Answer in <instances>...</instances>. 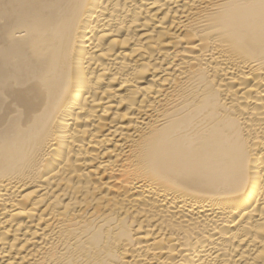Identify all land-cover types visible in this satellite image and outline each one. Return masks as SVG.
Returning a JSON list of instances; mask_svg holds the SVG:
<instances>
[{
	"label": "bare ground",
	"instance_id": "1",
	"mask_svg": "<svg viewBox=\"0 0 264 264\" xmlns=\"http://www.w3.org/2000/svg\"><path fill=\"white\" fill-rule=\"evenodd\" d=\"M0 264H264V0H0Z\"/></svg>",
	"mask_w": 264,
	"mask_h": 264
}]
</instances>
